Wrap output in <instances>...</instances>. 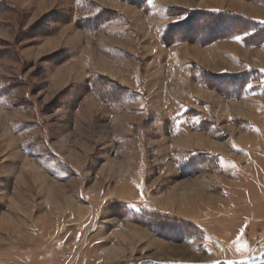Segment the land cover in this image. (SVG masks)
<instances>
[{
	"label": "rangeland",
	"instance_id": "1",
	"mask_svg": "<svg viewBox=\"0 0 264 264\" xmlns=\"http://www.w3.org/2000/svg\"><path fill=\"white\" fill-rule=\"evenodd\" d=\"M256 258L264 0H0V264Z\"/></svg>",
	"mask_w": 264,
	"mask_h": 264
},
{
	"label": "water",
	"instance_id": "2",
	"mask_svg": "<svg viewBox=\"0 0 264 264\" xmlns=\"http://www.w3.org/2000/svg\"><path fill=\"white\" fill-rule=\"evenodd\" d=\"M163 264H264V258H256L249 262L240 263L231 259H220L211 262H189V261H171Z\"/></svg>",
	"mask_w": 264,
	"mask_h": 264
},
{
	"label": "bare ground",
	"instance_id": "3",
	"mask_svg": "<svg viewBox=\"0 0 264 264\" xmlns=\"http://www.w3.org/2000/svg\"><path fill=\"white\" fill-rule=\"evenodd\" d=\"M52 204L55 205V208H54V207H53L52 209L49 208L50 213H53L52 215H53L55 218L61 219V218L63 217V216H62L63 212H62V211H59V206H58L56 203L52 202ZM56 205H57V206H56ZM54 210H58V211L55 212ZM44 226H47V224H45Z\"/></svg>",
	"mask_w": 264,
	"mask_h": 264
},
{
	"label": "snow or ice",
	"instance_id": "4",
	"mask_svg": "<svg viewBox=\"0 0 264 264\" xmlns=\"http://www.w3.org/2000/svg\"><path fill=\"white\" fill-rule=\"evenodd\" d=\"M237 39H240V37H239V36H237ZM237 243H239V238H238V240H237Z\"/></svg>",
	"mask_w": 264,
	"mask_h": 264
},
{
	"label": "trees",
	"instance_id": "5",
	"mask_svg": "<svg viewBox=\"0 0 264 264\" xmlns=\"http://www.w3.org/2000/svg\"><path fill=\"white\" fill-rule=\"evenodd\" d=\"M151 262V264H157L156 262H153V261H150Z\"/></svg>",
	"mask_w": 264,
	"mask_h": 264
}]
</instances>
